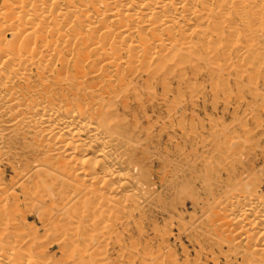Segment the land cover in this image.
I'll use <instances>...</instances> for the list:
<instances>
[{
	"label": "bare ground",
	"instance_id": "6f19581e",
	"mask_svg": "<svg viewBox=\"0 0 264 264\" xmlns=\"http://www.w3.org/2000/svg\"><path fill=\"white\" fill-rule=\"evenodd\" d=\"M245 1L247 0H0L2 221L5 215L11 218L20 213L16 214L14 204L20 200H33L32 197H38L36 202L42 207L30 205L27 210L29 215L40 214L42 211L59 212L60 206L66 214L72 215L75 212L78 219L84 212L92 211V214L87 213L89 218H93L94 213L101 210L111 211L113 208L110 207L130 213L141 209L150 195L149 172L143 166L140 150L133 148L136 145H130L135 141L122 132L121 126L113 124L110 114L109 117L106 116L115 98L99 103L103 98L99 99V95L75 94L76 97L73 98L76 103L71 107L64 105L63 101L61 103L62 99L59 100L58 95L66 99L67 95L64 93L68 87L81 89L86 83L84 79L94 73L95 76L88 79L89 88L95 89L110 87L114 82L112 77L109 76L107 80L104 77L120 73L125 67L129 68L132 77L136 74H147L148 77L158 75L173 62L170 58L188 50L195 51L194 44L201 43L213 28L226 22L230 10L242 11ZM88 44L97 46L99 51L103 50L104 56L100 57L103 64L84 57L85 50L91 47H87ZM73 45L80 52L77 56L73 55ZM39 58L44 65L37 62ZM87 61L92 62L91 67ZM53 63H59L58 74H65L71 68L70 78L73 82L68 86L61 77L62 74L56 77L54 84L58 94L54 93L55 95L49 94L48 83L41 78L47 71H52ZM105 64L110 65L113 68L110 70L113 71L101 76L99 72H103ZM123 83H119L113 92H106L107 95L113 93L111 96L118 97L124 90L131 91L135 86L133 82ZM36 87L39 88L35 89ZM15 139L19 141L20 150L28 154V160H20L16 153ZM6 172L11 173L8 174V179L5 178ZM243 184H239L241 188ZM43 185H50L54 189L63 185L65 190L48 192L49 189L42 190ZM17 192L22 198L15 195ZM72 198L76 200L74 205L71 209H64L63 200L68 202ZM85 199L88 200L87 203ZM48 200H55L56 208L52 205L44 206ZM212 214L224 226L218 228L223 229L222 237L216 230L213 234L222 238L227 245H236L238 250H244V255L264 264V198L239 191L228 195L218 211H213ZM214 222L212 221L213 224ZM6 239L0 238V264L57 263L47 259L43 253L34 255L29 249L16 247L14 243L18 240L10 243ZM70 253L71 256L74 255L73 252ZM87 260L82 264H89Z\"/></svg>",
	"mask_w": 264,
	"mask_h": 264
},
{
	"label": "rangeland",
	"instance_id": "374dc122",
	"mask_svg": "<svg viewBox=\"0 0 264 264\" xmlns=\"http://www.w3.org/2000/svg\"><path fill=\"white\" fill-rule=\"evenodd\" d=\"M245 2L242 11L230 10L226 22L213 28L216 30L212 29L201 43L194 44L195 51L170 58L173 62L154 77L147 74L132 77L125 67L120 73L104 77V80L112 77L113 88H89L88 78L94 73L84 79L86 83L81 89L68 87L66 99L58 95L61 103L71 107L76 103L75 94L99 95V99L104 98L99 103L115 98L106 116H112L113 124L121 126L122 132L137 143L130 145L140 150L143 166L149 172L150 195L141 209L130 213L110 207L111 211L101 210L93 218L88 217L92 211L84 212L78 219L75 212L66 214L60 206L59 212L29 215L27 210L31 206L42 207L36 196L14 204L18 215L11 218L5 215L4 221L0 218V234L3 233L0 238L8 237L10 243L18 240L14 243L16 247L29 249L34 255L43 253L56 264H82L87 259L89 264H260L244 255L243 249L238 250L232 243L227 245L213 234L216 230L221 237L224 235L223 229L218 230L223 225L212 213L218 211L228 195L244 191L264 198V0ZM93 46L88 44L90 48L85 50L84 57L103 64V50ZM73 48V55H79L77 46ZM37 62L44 65L40 58ZM51 66L52 71L41 78L48 83L49 94H58L54 83L63 72L58 74L59 63ZM110 69L113 68L105 64L99 73L102 76L113 71ZM70 70L61 76L68 86L73 83ZM129 82L135 84L131 91L124 90L118 97L111 96L113 93L107 95L119 83ZM15 140L20 160H28V154L20 150L19 141ZM8 174L11 173L6 172V179ZM240 183H244L242 188ZM41 188L49 189L48 192L65 190L63 185ZM15 195L22 198L18 192ZM75 201L69 199L68 204L63 200L64 209H71ZM55 203L48 200L44 206L56 208Z\"/></svg>",
	"mask_w": 264,
	"mask_h": 264
}]
</instances>
